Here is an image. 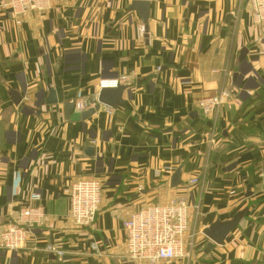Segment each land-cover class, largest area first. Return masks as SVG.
<instances>
[{
    "label": "crops",
    "instance_id": "0c3cea01",
    "mask_svg": "<svg viewBox=\"0 0 264 264\" xmlns=\"http://www.w3.org/2000/svg\"><path fill=\"white\" fill-rule=\"evenodd\" d=\"M134 1L55 0L20 25L0 7V233L32 192L45 211L23 249L0 244V264H130L124 221L175 196L200 206L190 264H264V25L253 24L250 0H147V24ZM122 75L124 107H109L112 116L103 105L85 120L66 116V104ZM223 89L236 102L206 118L199 100ZM179 168L183 185L172 188ZM82 179L102 186L88 228L69 219L70 188ZM243 210L223 244L204 235ZM51 244L61 260L42 251Z\"/></svg>",
    "mask_w": 264,
    "mask_h": 264
},
{
    "label": "built area",
    "instance_id": "2783aa9c",
    "mask_svg": "<svg viewBox=\"0 0 264 264\" xmlns=\"http://www.w3.org/2000/svg\"><path fill=\"white\" fill-rule=\"evenodd\" d=\"M55 0H5L0 7L16 23L20 25L30 12L44 13L50 11ZM251 20L254 25H264V0H250ZM146 33L144 26L139 27L138 36L143 38ZM129 80L126 75L116 79H103L98 84V91L104 88H117ZM98 96L93 99H83L73 102L78 112L95 108ZM236 102L231 90L223 89L215 95L199 100L198 109L212 119L219 110ZM109 116L114 110L107 107ZM170 171L168 170L167 173ZM264 178V170L259 172ZM199 179L190 180L189 185H198ZM69 219L78 228L92 227L100 211L102 203V186L96 179H82L72 184L70 188ZM42 196L39 192L29 194L27 205L3 226L0 233L1 246L10 252L24 248L34 228L45 219V211L40 204ZM194 210L200 215V206L191 205L186 198L175 196L165 204H147L137 210L124 221L126 234V259L130 264H161L180 260L190 264L199 246L197 232L190 227V215ZM99 254L98 246L92 248ZM47 254L56 255L61 260L65 252L55 245H46L43 250Z\"/></svg>",
    "mask_w": 264,
    "mask_h": 264
},
{
    "label": "water",
    "instance_id": "95a60500",
    "mask_svg": "<svg viewBox=\"0 0 264 264\" xmlns=\"http://www.w3.org/2000/svg\"><path fill=\"white\" fill-rule=\"evenodd\" d=\"M131 11H137L141 15L142 21L144 24H147L150 14V4L147 0H135L131 7ZM241 56V60L246 58L247 49L243 51ZM128 88V86L120 85L117 88H104L99 92L98 96V104L95 108L84 111L81 113H73L74 111V104H66L65 113L66 116L69 118V115H72L71 120L79 121L85 120L89 116H91L95 111L99 110L100 106H107L114 109L119 107H124V101L122 99L123 92ZM50 92L53 96L54 90L50 88ZM13 102L16 105H20L22 101V97L18 92L12 91L11 92ZM57 103V99L49 98L46 101V104L51 105ZM86 154L89 157H94L95 150L94 148H87ZM183 185V181L181 180V168L177 169L171 179V187L177 188ZM246 214V210L238 212L230 221L227 222H215L209 228L204 231V235L208 237L213 243L221 245L225 241L226 237L229 235L231 231H233L238 225L240 220ZM212 245L210 244L209 247Z\"/></svg>",
    "mask_w": 264,
    "mask_h": 264
}]
</instances>
